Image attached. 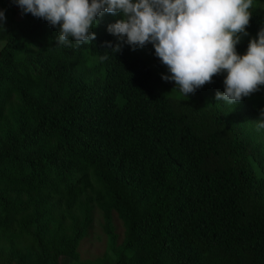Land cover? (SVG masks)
Listing matches in <instances>:
<instances>
[{
    "label": "trees",
    "instance_id": "trees-1",
    "mask_svg": "<svg viewBox=\"0 0 264 264\" xmlns=\"http://www.w3.org/2000/svg\"><path fill=\"white\" fill-rule=\"evenodd\" d=\"M0 3V264H264V85L226 105L225 72L187 96L151 43L104 53L122 13L66 47ZM250 11L241 55L264 0ZM97 212L108 252L83 261Z\"/></svg>",
    "mask_w": 264,
    "mask_h": 264
},
{
    "label": "clouds",
    "instance_id": "clouds-1",
    "mask_svg": "<svg viewBox=\"0 0 264 264\" xmlns=\"http://www.w3.org/2000/svg\"><path fill=\"white\" fill-rule=\"evenodd\" d=\"M24 14L46 20L56 27L58 46L79 47L96 40L91 31L105 13L122 18L107 26L117 37L106 49L118 53L124 45L133 50L151 43L166 66L164 81H175L187 95L225 73L223 92L217 102L236 105L264 85V28L249 41L245 54L237 44L247 36L253 0H15ZM0 10V25L6 23ZM71 41H74L73 45ZM107 55L100 57L106 60ZM175 87V88H176ZM256 121L264 129V109Z\"/></svg>",
    "mask_w": 264,
    "mask_h": 264
},
{
    "label": "rangeland",
    "instance_id": "rangeland-1",
    "mask_svg": "<svg viewBox=\"0 0 264 264\" xmlns=\"http://www.w3.org/2000/svg\"><path fill=\"white\" fill-rule=\"evenodd\" d=\"M0 10L3 11L2 4L0 3ZM4 45L3 41H0V50ZM120 237H122L123 229L118 227L117 230ZM109 239L102 227V218L99 215V212L95 215L94 226L91 229V232L87 239L84 241L81 253L83 261H93L95 262L98 258L104 257L108 252ZM64 263L70 262L68 259L63 260ZM104 264H111L110 261H105Z\"/></svg>",
    "mask_w": 264,
    "mask_h": 264
}]
</instances>
